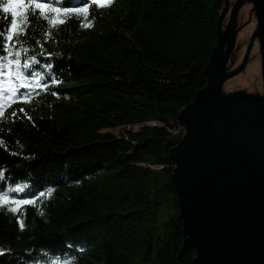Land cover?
<instances>
[{
    "label": "trees",
    "instance_id": "16d2710c",
    "mask_svg": "<svg viewBox=\"0 0 264 264\" xmlns=\"http://www.w3.org/2000/svg\"><path fill=\"white\" fill-rule=\"evenodd\" d=\"M42 2L17 37L0 0V264H193L171 153L224 0Z\"/></svg>",
    "mask_w": 264,
    "mask_h": 264
},
{
    "label": "water",
    "instance_id": "95a60500",
    "mask_svg": "<svg viewBox=\"0 0 264 264\" xmlns=\"http://www.w3.org/2000/svg\"><path fill=\"white\" fill-rule=\"evenodd\" d=\"M224 79L208 68L207 87L180 117L189 134L171 153L182 252L197 251L193 264H264V98L220 107Z\"/></svg>",
    "mask_w": 264,
    "mask_h": 264
},
{
    "label": "flooded vegetation",
    "instance_id": "af4514ba",
    "mask_svg": "<svg viewBox=\"0 0 264 264\" xmlns=\"http://www.w3.org/2000/svg\"><path fill=\"white\" fill-rule=\"evenodd\" d=\"M220 18L221 29L218 26V41L208 66L211 79L219 74L225 78L219 106L236 97L262 100L264 0H224Z\"/></svg>",
    "mask_w": 264,
    "mask_h": 264
},
{
    "label": "snow or ice",
    "instance_id": "6c2138e0",
    "mask_svg": "<svg viewBox=\"0 0 264 264\" xmlns=\"http://www.w3.org/2000/svg\"><path fill=\"white\" fill-rule=\"evenodd\" d=\"M23 9V12H21L20 10ZM3 12L4 13H11V16L13 17V19L10 21V29H9V33H13L15 32V35L18 37L21 34V29L26 26L29 21H28V15L31 14L32 16H36L37 14H39V16L42 19H45L49 25L51 26H55L56 24L59 23H64L65 21L63 19H60L61 16V9L58 7H50L47 3L45 2H35V0H28L27 3H25V0H8V3L5 4L3 6ZM77 14H85L88 12V8L84 7V8H79L76 10ZM49 13H55V16H49ZM68 13L65 12L63 13V15H67ZM84 26H89L87 23ZM14 38V36L12 34H9L7 36L8 41H12ZM12 53L9 52V56H11ZM15 55L17 57L20 56L19 52H16ZM5 59L7 60V63L3 65L4 69H7L10 65L15 64L17 67V72L15 73V75L18 78H22L21 77V73L19 71V68L21 66V62L19 59H16L15 61L13 60H9L7 59V57H5ZM23 67H28V64L25 63L23 65ZM43 195V194H41ZM7 201V197H5V202ZM19 203V202H17ZM23 204H30L33 203L32 201L29 200H25L22 202ZM11 211H16L15 208L10 209Z\"/></svg>",
    "mask_w": 264,
    "mask_h": 264
},
{
    "label": "rangeland",
    "instance_id": "374dc122",
    "mask_svg": "<svg viewBox=\"0 0 264 264\" xmlns=\"http://www.w3.org/2000/svg\"><path fill=\"white\" fill-rule=\"evenodd\" d=\"M186 112V111H185ZM142 128V126H136L134 128H116V129H110V130H106L104 131L105 133H111L117 137H120V136H123V135H126L128 131L130 130H133V131H140ZM179 130H184L185 133H186V137L187 135L189 134V131L188 129L181 125V123L179 124Z\"/></svg>",
    "mask_w": 264,
    "mask_h": 264
}]
</instances>
